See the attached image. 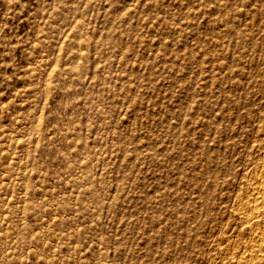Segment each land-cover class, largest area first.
<instances>
[{
	"label": "rangeland",
	"instance_id": "obj_1",
	"mask_svg": "<svg viewBox=\"0 0 264 264\" xmlns=\"http://www.w3.org/2000/svg\"><path fill=\"white\" fill-rule=\"evenodd\" d=\"M263 175L264 0H0V264H264Z\"/></svg>",
	"mask_w": 264,
	"mask_h": 264
},
{
	"label": "bare ground",
	"instance_id": "obj_2",
	"mask_svg": "<svg viewBox=\"0 0 264 264\" xmlns=\"http://www.w3.org/2000/svg\"><path fill=\"white\" fill-rule=\"evenodd\" d=\"M256 183H257V185H256L257 191L254 192L253 211L258 216V215H260L262 209H264V175L261 178V180L256 182ZM258 245H259L258 247H260L261 251L264 250V236H263L262 241ZM245 264H247V263H245Z\"/></svg>",
	"mask_w": 264,
	"mask_h": 264
}]
</instances>
